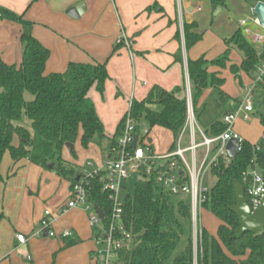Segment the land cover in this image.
<instances>
[{
  "label": "trees",
  "instance_id": "1",
  "mask_svg": "<svg viewBox=\"0 0 264 264\" xmlns=\"http://www.w3.org/2000/svg\"><path fill=\"white\" fill-rule=\"evenodd\" d=\"M36 1L30 0L26 8ZM209 1L213 10L225 6V0ZM0 19L20 26L21 46L19 63L7 64L0 59V164L6 152L13 164L22 159L44 169L52 164L57 175L68 180L71 186L76 182L79 167L63 159L62 151L66 144L74 145L79 141L82 148L87 149L106 138L95 104L88 97L93 87L101 96L104 94L105 83L109 79L106 61L69 62L63 72L45 73L50 51L33 36V23L24 17V13L18 14L1 6ZM197 27L196 22L183 24L186 51L202 40L203 34L196 31ZM175 37L179 39V33ZM223 42L224 52L214 59L207 60L204 56L187 59L194 110L206 90L221 89L224 85V78L209 68H225L232 49L241 54L240 64L229 67L234 75L240 71L253 76L255 66L264 59V52L259 56L240 28ZM120 45H115L112 54ZM174 58L175 62L182 61L179 52ZM259 86L264 91V80ZM22 115L28 119L30 131L20 125ZM127 117L133 121L136 134L142 124H146L149 131L153 127L169 131L173 137L169 148H172L186 119L185 86L167 91L155 85L144 99L131 100L114 137L124 128ZM260 122L264 127L262 115ZM224 130L225 125L217 120L206 133L218 135ZM15 138L18 145L13 143ZM240 147L232 159L218 157L210 170L216 180L202 207L218 219L219 224L215 234L202 230L196 252L190 235L185 247L174 255L183 234V220L191 230L189 202L166 192L153 177L138 178L133 192L125 194L120 205L121 221L130 238L124 240L117 251L119 263L169 264L170 261L171 264H194L196 261V264H264V230L258 234L245 232L237 237L238 218L229 209L235 204V182L241 183L247 196L248 178L245 173L250 166L255 164L264 177V151L253 150L252 143L245 139ZM72 155L75 156L74 150ZM87 188L90 200L104 215L103 225L106 227L112 211L109 192L102 190L100 177L88 181ZM92 232L94 234L95 229ZM59 239L63 244L60 250L80 242L73 236ZM55 255L51 264H54ZM29 261L26 256L25 262L29 264Z\"/></svg>",
  "mask_w": 264,
  "mask_h": 264
},
{
  "label": "crops",
  "instance_id": "2",
  "mask_svg": "<svg viewBox=\"0 0 264 264\" xmlns=\"http://www.w3.org/2000/svg\"><path fill=\"white\" fill-rule=\"evenodd\" d=\"M29 1L0 0V6H5L4 8L18 14L24 13V17L33 23V36L50 51L45 73L63 72L69 62L106 61L109 74V79L105 83L108 97L106 106L111 104L109 93L112 86L114 98L124 104L121 112L114 118L113 125L95 104L97 99L103 100L104 94L101 96L93 87L88 92V97L94 102L96 112L103 123L108 148L120 119L128 109L129 101L135 99L132 94L145 95L144 91L149 88L148 94L155 85L167 91L174 90L177 86H186L187 79L189 80L187 59H196L203 54L197 51L199 42L186 51L183 24L196 22L198 25L196 31L199 32L201 4H208L212 15L218 8L213 10L209 0H181L180 6L178 0H37L26 8ZM77 4L83 5L82 13L76 18L67 15L65 11ZM197 7L201 8L200 11H197ZM237 29H239V22L227 37L223 36L222 48L215 53V56H205V58L211 60L221 55L225 50L223 40L230 37ZM121 33L124 34L125 39L112 54L117 44L115 38ZM176 33H179V39H176ZM19 35L18 24L0 19V59L7 64L19 63L21 59ZM177 52L181 54V62H175L174 55ZM231 52H235V49L230 51L225 68L211 66L209 71L217 72L219 77L224 78L223 73L230 72V65H239L241 62V54L238 52L240 55L236 53L232 55ZM232 76L241 92L252 80V76L240 71ZM131 77L133 83L131 92L128 94ZM125 78L129 79L128 84ZM141 78L144 81H140ZM235 104L230 103L231 107L229 105L225 112L234 109ZM242 121L241 119L236 121L234 130H236V124ZM165 131L168 132L171 142L165 149H157L152 142V129L150 130L149 138L157 153L166 152L172 143L171 133ZM242 138L249 141L244 136ZM14 140L13 143L18 145V139ZM249 142L255 143V141ZM95 145H89L87 150ZM65 150L69 149L67 147L63 149L62 157ZM70 153L72 154V151ZM73 157L78 163L77 156ZM63 158L73 160V158ZM23 160L25 159L13 164L10 157L12 164L9 173H13L14 169L19 170V164ZM26 160L28 168L37 167V177L43 175L46 181L43 185H40V178L35 183L28 181L30 173L26 170L27 166H23L20 171H14V178L4 182L0 189V215H2L0 218V264H28L25 262L26 256L31 258L29 264H51L54 253H56L54 264H94L90 259L91 251L94 249L93 232L91 227L90 230L87 229L89 223L85 212L78 208L59 211L69 198V181L59 177L52 168L44 169ZM17 172L21 174L15 176ZM0 182H2V176ZM29 185L32 189L30 191L35 189V192H28ZM33 193L35 198H29L28 196ZM48 204L53 205L55 209L52 212L58 214L52 224L53 230L57 234L66 229L72 231L73 237L80 239L78 244L60 250L63 244L59 238L33 235ZM18 233L26 236V243L20 244L16 240L15 236Z\"/></svg>",
  "mask_w": 264,
  "mask_h": 264
},
{
  "label": "built area",
  "instance_id": "3",
  "mask_svg": "<svg viewBox=\"0 0 264 264\" xmlns=\"http://www.w3.org/2000/svg\"><path fill=\"white\" fill-rule=\"evenodd\" d=\"M258 1L263 0H256L254 4L250 5L251 16L239 20V28L260 56L264 52V25H260L258 17L253 11ZM180 2L181 0H178L179 6ZM200 9L197 7V11ZM123 39H125L123 36L117 38L116 43H121ZM263 80L264 59H260V62L255 66L250 84L243 88L242 99L236 102L234 109L225 112L221 118L225 130L218 135H208L195 125L190 84L187 79L185 86L186 119L172 148L164 153H157L150 141L148 126L142 124L140 132L136 134L133 121L127 117L124 128L114 137L113 143L109 146L108 162L96 169L90 168L91 163L88 167H79L76 182L70 186L69 198L59 211L80 207L87 213L88 223L92 229H95L93 234L94 249L90 254V259L94 264H120L117 251L122 247L123 241L130 238V234L125 230L121 221L120 205L122 201L118 199V192L123 187V182L132 176H136L137 179L153 177L169 194L183 199L189 198L191 237L193 250L196 252L197 243L203 230L199 222V212L203 210L202 206L210 189L202 186V179L207 172H210L218 157L223 156L229 159L225 151L229 139L237 140L238 152L240 151V144L244 139L234 130V125L239 119L248 120L249 115L253 113L251 94L255 86L260 85ZM130 102L131 100L129 104ZM134 136L137 139L135 147L132 148ZM185 138L187 144L183 146L182 142ZM263 144L264 128L258 142L252 143V149L255 151L262 149ZM252 162L254 161L252 160ZM245 174L248 178L247 196L245 197L253 211L264 199V177L255 164L250 166ZM96 177H100L102 190L109 192L112 201V211L106 227L103 225V213L101 212L103 216L100 217L97 212L98 208L89 198L87 183ZM57 217L58 214L45 209L33 235L50 238L72 237L73 233L68 229L59 234L53 230L52 224ZM15 238L20 244L27 242L26 236L22 233L16 234ZM30 259V256H27V260Z\"/></svg>",
  "mask_w": 264,
  "mask_h": 264
},
{
  "label": "rangeland",
  "instance_id": "4",
  "mask_svg": "<svg viewBox=\"0 0 264 264\" xmlns=\"http://www.w3.org/2000/svg\"><path fill=\"white\" fill-rule=\"evenodd\" d=\"M255 1L256 0H225V6H222L221 8L219 7L221 11L218 12L217 15H212L208 4H201L202 11L199 12V30H200L199 33H203V38L197 44L198 47L197 51L201 52L200 54H203L201 56L204 57L215 56V53L222 48L221 40L225 36L227 37L234 30V28L238 26L239 20L251 16V13L249 11V6L254 4ZM248 25L251 26V24ZM122 36L124 37L123 33L117 36L115 38V43H116V39ZM231 53L232 55H234L235 53L237 55L239 54L237 50ZM223 77L225 79V84L223 88L208 89L205 92L204 96L199 101V103L196 105V108L194 110L195 125L204 132H206L215 121L222 118V115L224 114L225 110L229 108L228 106L230 105V103H236V101H240L244 95V91L242 92L240 91L239 86L234 81L233 76L230 72L223 73ZM140 81H144V79L141 78ZM125 82L128 84L129 79L125 78ZM132 83H133V79L131 77L129 84L130 87L128 90L129 92H127L128 94H130L131 92ZM148 89L144 91L145 95H139L138 93L137 95L138 97L133 94L132 96H134L135 100H139L140 98H143V96L144 97L146 96ZM97 97L99 98V96ZM107 98L108 97H107V89H106L103 100L99 98L95 101V104L99 106L101 113H103L105 115V118L108 119L110 124L113 125L114 118L118 113L121 112L124 104H122L121 101L116 100L114 98L113 86L110 88V93H109V100L111 101L110 106H106V102L108 100ZM251 98H252L253 113L249 115L248 120L238 122V124H236L235 126L236 127L235 131L237 133L240 132L239 134L246 137L249 141L256 142L259 138V135L263 131V126L260 122V116L261 115L264 116V91L262 90L261 86L259 85L255 86L254 91L251 94ZM20 125L25 129H27L28 131H30L29 121L23 115ZM170 139L171 138L168 132H166L164 129L152 128V142L157 149H165L168 146L167 144H170L171 142ZM14 142L16 143V140H14ZM186 144H187V139L185 138L182 142V145L186 146ZM261 148L264 151V144L262 145ZM108 150H109L108 142L105 139L96 142V145L90 148V150L82 148L79 141H77L74 144V151H75V155L77 156L78 163L75 162V159L69 150L67 151L65 150V152H63V157H66V159L73 158V160L72 159L65 160L64 158L63 159L66 162L75 165L76 167H79V165L88 167L89 163H91L92 166L90 168L96 169L98 167H102L106 162H108L109 159ZM11 164L12 162L10 161V156L8 153H6L0 164V174L2 176V182H0V189H2L4 182L14 178L13 176L14 171H16L17 169H14L13 173H9V168L11 167ZM19 166H20L18 168L19 170L17 171H20L21 167L23 168V166H27L26 170L30 173V177L28 181L30 180V182L32 181L33 183H35L36 180L40 178L39 179V181L41 182L40 185H43V182L46 181L43 175H41V177L40 176L37 177L36 174L37 167L32 166L31 168H28L29 165L26 159L21 161ZM46 171H50V170H46ZM19 174L21 173L17 172L15 176H19ZM136 180H137L136 176H132L123 182V187L118 192L119 201H122L125 194L133 192L134 183ZM215 180L216 177L213 176L210 172H207L205 177L202 179L201 184L203 187L211 188L212 185L215 183ZM28 188H30L28 192H35V189L33 191H30L32 190L30 185L28 186ZM28 197L34 199L35 193H33V195H29ZM57 199L58 197L56 198V200ZM185 199L186 201H189L188 197ZM46 206H47L46 209L49 208L50 211H53L55 209V207L51 204H48ZM77 208L81 209L80 207ZM199 213H200L199 214L200 226L203 229H205L208 233L215 234L216 228L219 224L218 219H216L213 215H211L208 211L205 210H201ZM84 214L85 216H87L86 212ZM182 225H183V234L175 249L174 255L178 254L185 247L191 235L189 224L185 220H183ZM87 229L90 230L89 224L87 226ZM169 264H171L170 261ZM194 264H196V261H194Z\"/></svg>",
  "mask_w": 264,
  "mask_h": 264
},
{
  "label": "water",
  "instance_id": "5",
  "mask_svg": "<svg viewBox=\"0 0 264 264\" xmlns=\"http://www.w3.org/2000/svg\"><path fill=\"white\" fill-rule=\"evenodd\" d=\"M83 5L77 4L73 7H70L65 12L67 15L71 17H78L79 14L82 13ZM220 11L218 7L213 15H217ZM254 13L257 15L260 25H264V2L258 1L253 9ZM137 137L134 136L131 147H135ZM66 147L73 151V144H66ZM225 151L229 159L234 158L238 153V142L236 139H229ZM53 165H49V168H52ZM234 191H235V204L233 206H229V209L237 216L239 222V230L237 233V237H240L245 232H251L253 234H258L264 230V199L261 204L253 211H251L245 194L243 187L240 182L234 183ZM98 214L102 217V213L97 209Z\"/></svg>",
  "mask_w": 264,
  "mask_h": 264
}]
</instances>
